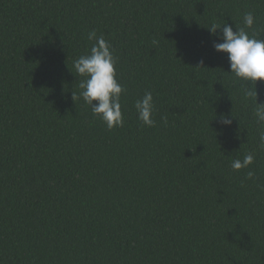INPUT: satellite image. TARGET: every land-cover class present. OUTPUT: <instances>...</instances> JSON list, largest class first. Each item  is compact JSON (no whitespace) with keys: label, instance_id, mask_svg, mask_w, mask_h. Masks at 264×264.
Returning <instances> with one entry per match:
<instances>
[{"label":"trees","instance_id":"1","mask_svg":"<svg viewBox=\"0 0 264 264\" xmlns=\"http://www.w3.org/2000/svg\"><path fill=\"white\" fill-rule=\"evenodd\" d=\"M247 12L264 39V0H0V264H264V122L208 29ZM91 31L125 89L111 129L79 96Z\"/></svg>","mask_w":264,"mask_h":264},{"label":"clouds","instance_id":"2","mask_svg":"<svg viewBox=\"0 0 264 264\" xmlns=\"http://www.w3.org/2000/svg\"><path fill=\"white\" fill-rule=\"evenodd\" d=\"M254 23L253 13L247 12L243 16L244 27L236 28L235 32L229 24L220 26L213 23L208 29L219 41L213 43L214 50L227 55L230 73L249 85L243 89V95L253 100L254 115L259 123L264 122V102L258 101L257 88V82L264 81V39L250 35L246 30L252 29ZM218 29L221 30L220 34H217ZM87 39L95 43L88 53L81 55L73 62L76 73L84 77L79 83V96L91 106L93 115L99 116L109 129L122 126L124 120L121 94L125 89L116 79L117 58L110 43L103 36H97L95 31H91L87 34ZM94 101L97 103H93ZM134 106L138 119L145 126H155V121L152 119L153 95L150 91L145 92L142 98L136 100ZM233 118L231 112L220 113L217 122L222 129H227L232 126ZM163 119L166 122V117ZM260 141L264 145V132L260 133ZM253 161L254 156L249 153L243 160H233L231 166L234 170H240L248 168ZM253 176L251 171L248 172L249 179Z\"/></svg>","mask_w":264,"mask_h":264}]
</instances>
